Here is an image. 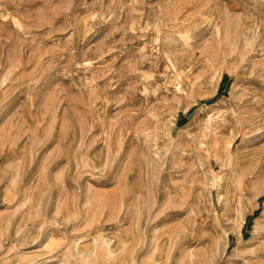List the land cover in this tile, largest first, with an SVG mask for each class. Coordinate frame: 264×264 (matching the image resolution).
I'll list each match as a JSON object with an SVG mask.
<instances>
[{
	"label": "rangeland",
	"instance_id": "obj_1",
	"mask_svg": "<svg viewBox=\"0 0 264 264\" xmlns=\"http://www.w3.org/2000/svg\"><path fill=\"white\" fill-rule=\"evenodd\" d=\"M0 264H264V0H0Z\"/></svg>",
	"mask_w": 264,
	"mask_h": 264
}]
</instances>
